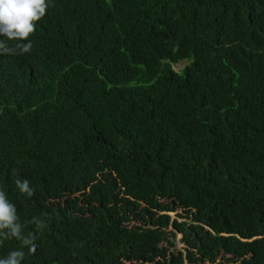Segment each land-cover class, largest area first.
Segmentation results:
<instances>
[{"label":"trees","instance_id":"16d2710c","mask_svg":"<svg viewBox=\"0 0 264 264\" xmlns=\"http://www.w3.org/2000/svg\"><path fill=\"white\" fill-rule=\"evenodd\" d=\"M0 264H264V0H0Z\"/></svg>","mask_w":264,"mask_h":264},{"label":"rangeland","instance_id":"374dc122","mask_svg":"<svg viewBox=\"0 0 264 264\" xmlns=\"http://www.w3.org/2000/svg\"><path fill=\"white\" fill-rule=\"evenodd\" d=\"M185 66H186V61H183V62H180V63L174 65L173 67L176 71H181ZM171 216L173 219L176 217L174 214H172ZM181 238H182L181 235H177L176 244H177L178 249H183V247H184L182 244Z\"/></svg>","mask_w":264,"mask_h":264}]
</instances>
